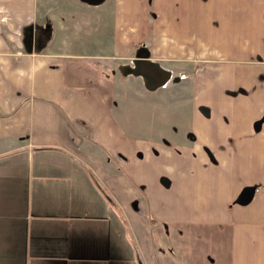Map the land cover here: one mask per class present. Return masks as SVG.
<instances>
[{"label":"crops","instance_id":"0c3cea01","mask_svg":"<svg viewBox=\"0 0 264 264\" xmlns=\"http://www.w3.org/2000/svg\"><path fill=\"white\" fill-rule=\"evenodd\" d=\"M51 1L0 0V264H264V0Z\"/></svg>","mask_w":264,"mask_h":264},{"label":"water","instance_id":"95a60500","mask_svg":"<svg viewBox=\"0 0 264 264\" xmlns=\"http://www.w3.org/2000/svg\"><path fill=\"white\" fill-rule=\"evenodd\" d=\"M85 1L89 3H96L100 0ZM133 65V67L123 66L122 69H126L127 67V69H129L132 73L143 76L149 88L162 86L170 78V72L168 70H164L157 63L152 62L149 59H136L133 62Z\"/></svg>","mask_w":264,"mask_h":264},{"label":"rangeland","instance_id":"374dc122","mask_svg":"<svg viewBox=\"0 0 264 264\" xmlns=\"http://www.w3.org/2000/svg\"><path fill=\"white\" fill-rule=\"evenodd\" d=\"M46 1V0H45ZM45 1L44 0H42V3H43V7L42 8H46L47 7V5L48 4H50L52 1L51 0H47L46 1V3L47 2H49V3H47L46 5H45ZM51 1V2H50ZM69 1H73V0H69ZM77 0H75V2H76ZM79 1H81V2H86L85 0H79ZM104 0H100V1H98L97 2V4H100L101 2H103ZM63 2H65V0H63ZM108 4L110 5L111 4V0H108ZM105 7H107V6H105ZM104 16H105V13H104ZM109 19V15H108V13H106V20H108ZM106 25H107V23H106ZM108 28V27H107ZM26 31H27V29H26ZM29 32V31H28ZM28 32H26L25 34L26 35H28ZM26 45H28V42L26 43ZM98 64V66L101 68V69H105V70H109V67H108V65H107V67L105 66V65H102V66H100V64L99 63H97ZM126 71H125V73L126 74H134V73H132L129 69H125ZM149 74V73H148ZM134 75H137V74H134ZM149 75H151V74H149ZM178 74H173V77H172V79H171V83H176V82H179L180 84H184L185 85V80H180V79H178ZM170 78H171V75H170ZM168 81V80H167ZM167 81H166V83H167ZM165 83V84H166ZM148 88H149V86H147ZM152 90H154V89H152ZM183 90V89H182ZM155 97H157V96H155ZM160 97V96H159ZM167 96L166 95H163V97L162 98H166ZM85 131L87 132V128L85 127ZM71 133H72V135H74L75 137H78V134L75 132V130L73 129V127L71 126ZM71 135V137L73 138V140L75 139V141H77L76 140V138H74V136H72ZM79 138V137H78ZM88 147L89 148H95L94 146H93V144H88ZM101 154V157H102V159H103V161L104 162H108V164H110V163H113V166H114V168H116L117 167V164H115L113 161H111V157L108 155V154H106V153H103L102 151H101V148L99 147V146H97V154ZM105 154V155H104ZM106 157H107V159H106ZM251 198L252 197H250V200H251ZM110 202V201H109ZM107 202L106 203V205H107V210L108 211H113V212H116L117 210L113 207V202ZM249 202V201H248ZM119 216V215H118Z\"/></svg>","mask_w":264,"mask_h":264},{"label":"trees","instance_id":"16d2710c","mask_svg":"<svg viewBox=\"0 0 264 264\" xmlns=\"http://www.w3.org/2000/svg\"><path fill=\"white\" fill-rule=\"evenodd\" d=\"M260 122H257V124ZM255 187L250 186V187H245L242 189V191L240 192L239 196L236 198L235 202L236 203H241V204H247L248 201H250V197L253 196ZM247 197L245 200H242L243 197Z\"/></svg>","mask_w":264,"mask_h":264},{"label":"built area","instance_id":"2783aa9c","mask_svg":"<svg viewBox=\"0 0 264 264\" xmlns=\"http://www.w3.org/2000/svg\"><path fill=\"white\" fill-rule=\"evenodd\" d=\"M163 85H165V83Z\"/></svg>","mask_w":264,"mask_h":264}]
</instances>
